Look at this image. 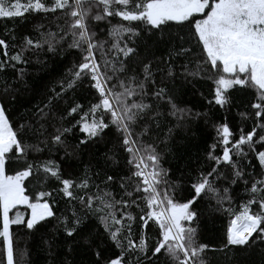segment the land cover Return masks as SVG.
I'll list each match as a JSON object with an SVG mask.
<instances>
[{
  "label": "snow or ice",
  "instance_id": "6c2138e0",
  "mask_svg": "<svg viewBox=\"0 0 264 264\" xmlns=\"http://www.w3.org/2000/svg\"><path fill=\"white\" fill-rule=\"evenodd\" d=\"M200 121L211 142L173 180ZM13 226L45 264H264V0H0V264H30Z\"/></svg>",
  "mask_w": 264,
  "mask_h": 264
},
{
  "label": "trees",
  "instance_id": "16d2710c",
  "mask_svg": "<svg viewBox=\"0 0 264 264\" xmlns=\"http://www.w3.org/2000/svg\"><path fill=\"white\" fill-rule=\"evenodd\" d=\"M69 63L70 58H66L64 60L56 58L54 60H50L46 68H37L33 66L30 69L29 76L26 78L29 91L24 93V98L20 101V103L25 105L28 104L29 97H32V102H35V99L39 98L41 94L46 91V87H51L52 83L65 73L66 68L69 66ZM197 88H200L201 91H204L205 94H207L208 90L206 86L201 87L200 85H197ZM184 98L190 105L196 107L199 110H203L202 105L204 102L198 94L194 95L193 92L189 90ZM243 99L244 97L238 96L237 104L239 106L237 108H234L228 116L229 122L232 124L233 128H236L239 123V117L237 113L244 110L243 104L240 103V101ZM13 115H15V113H13ZM222 115L223 113H217L213 118L219 119ZM192 133H194V135ZM192 133H190L188 138L184 140V144L187 147L185 149H182L183 154H181V152H178L177 158L171 159L169 163H166L164 165L165 167H170L172 169L171 177L173 180L180 179L181 174L184 171V165L187 162V156L195 155L198 149H202L204 147L205 142H211V138L214 135L210 128L205 127L203 121H200L193 125ZM183 135L184 134L181 133L180 137H183ZM180 137H178V139H180ZM101 147L102 149L104 148L103 145ZM21 210L23 211V209ZM225 222V220L218 217L217 215L203 216L202 220L199 223L202 238L205 241L217 243L221 229ZM13 231L14 236L17 233H20V230L17 229L16 226H13ZM20 235L22 237L20 242L21 247L25 248L26 252L28 253V255L25 256V260L30 261V264H45L44 253L40 251L41 245L39 235L27 236L23 233H20ZM239 259L244 261L245 264H261L260 250L251 252L247 255H242L241 257H239Z\"/></svg>",
  "mask_w": 264,
  "mask_h": 264
},
{
  "label": "rangeland",
  "instance_id": "374dc122",
  "mask_svg": "<svg viewBox=\"0 0 264 264\" xmlns=\"http://www.w3.org/2000/svg\"><path fill=\"white\" fill-rule=\"evenodd\" d=\"M102 146V145H101ZM100 146V150L102 151V150H104V148L102 149V147Z\"/></svg>",
  "mask_w": 264,
  "mask_h": 264
}]
</instances>
